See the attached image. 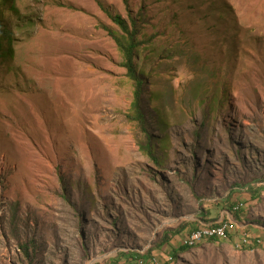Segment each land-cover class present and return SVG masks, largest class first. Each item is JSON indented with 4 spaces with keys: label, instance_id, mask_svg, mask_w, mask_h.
Masks as SVG:
<instances>
[{
    "label": "rangeland",
    "instance_id": "obj_1",
    "mask_svg": "<svg viewBox=\"0 0 264 264\" xmlns=\"http://www.w3.org/2000/svg\"><path fill=\"white\" fill-rule=\"evenodd\" d=\"M15 8L0 4V264H264V0ZM112 16L137 21L147 133ZM220 220L231 240L181 250ZM245 232L261 243L238 247Z\"/></svg>",
    "mask_w": 264,
    "mask_h": 264
},
{
    "label": "trees",
    "instance_id": "obj_2",
    "mask_svg": "<svg viewBox=\"0 0 264 264\" xmlns=\"http://www.w3.org/2000/svg\"><path fill=\"white\" fill-rule=\"evenodd\" d=\"M0 4L3 6H8L9 8L17 11L15 8L16 0H0ZM115 23L121 28L123 31L124 35L122 37L118 36L117 34L110 32L111 36L114 38V40L117 42L118 46L124 51L126 63L125 67L128 70V77L134 81L136 84V88L134 91V102L132 104V116L133 120H136L140 123L142 128L144 129V132L147 133V126L145 122V111L143 108L144 102H145V91H144V82L141 78V75L137 71V67L135 65V52H137V49L139 48L140 44L137 39L138 35V29H137V21L136 19H132V24H133V30L131 31V28L127 21H125L122 17L120 16H112ZM146 151L148 154L153 156L152 152V146H151V141L149 139V142L146 145ZM220 222H216L213 224H207L204 227H210V226H216L220 224ZM211 241H220V240H211ZM191 249L188 245H184L181 247V250L187 251ZM176 254L178 253L177 250L174 251ZM144 260V259H143ZM147 261V260H146Z\"/></svg>",
    "mask_w": 264,
    "mask_h": 264
},
{
    "label": "built area",
    "instance_id": "obj_3",
    "mask_svg": "<svg viewBox=\"0 0 264 264\" xmlns=\"http://www.w3.org/2000/svg\"><path fill=\"white\" fill-rule=\"evenodd\" d=\"M244 204H240L235 208V211L241 210L243 208ZM232 225H229L228 227H223V232H216V229H208V228H202L199 227L196 230L191 231V234H188L186 237V240L184 242V245H192L198 240L199 234H206V239L209 240H231L232 238ZM256 242V244H255ZM261 241L253 240V237L250 236L247 232L241 235V237L238 239V247H244L245 248H251L253 245L260 244ZM136 264H148L146 260H137ZM151 264H169V257L165 259V261L161 262L158 258H154L151 261Z\"/></svg>",
    "mask_w": 264,
    "mask_h": 264
},
{
    "label": "bare ground",
    "instance_id": "obj_4",
    "mask_svg": "<svg viewBox=\"0 0 264 264\" xmlns=\"http://www.w3.org/2000/svg\"><path fill=\"white\" fill-rule=\"evenodd\" d=\"M229 225L227 224V222H221L220 224L216 225V226H210V227H202V228H208V229H216V232H223V227H228ZM191 234V232H190ZM209 239H206V234H199L198 235V240L192 244V245H188L191 248H194L200 244H202L205 241H208ZM172 258H169V261H171Z\"/></svg>",
    "mask_w": 264,
    "mask_h": 264
},
{
    "label": "crops",
    "instance_id": "obj_5",
    "mask_svg": "<svg viewBox=\"0 0 264 264\" xmlns=\"http://www.w3.org/2000/svg\"><path fill=\"white\" fill-rule=\"evenodd\" d=\"M221 221V220H220ZM220 221H218V222H220ZM201 223V222H200ZM216 223V222H215ZM209 224H213V223H209ZM199 227H201V226H199V225H197V226H195L192 230H190L189 232H191V231H193V230H196V229H198Z\"/></svg>",
    "mask_w": 264,
    "mask_h": 264
}]
</instances>
